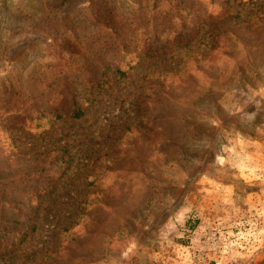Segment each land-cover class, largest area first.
Masks as SVG:
<instances>
[{
    "label": "rangeland",
    "instance_id": "374dc122",
    "mask_svg": "<svg viewBox=\"0 0 264 264\" xmlns=\"http://www.w3.org/2000/svg\"><path fill=\"white\" fill-rule=\"evenodd\" d=\"M0 264H264V0H0Z\"/></svg>",
    "mask_w": 264,
    "mask_h": 264
},
{
    "label": "trees",
    "instance_id": "16d2710c",
    "mask_svg": "<svg viewBox=\"0 0 264 264\" xmlns=\"http://www.w3.org/2000/svg\"><path fill=\"white\" fill-rule=\"evenodd\" d=\"M172 9H174V11H182V10H179V2H176V3H174V5H172V6H170ZM156 8V7H155ZM157 9H159V8H157ZM170 12H171V10H169ZM101 16V15H100ZM99 18L100 17H96V19L97 20H99ZM197 34V33H196ZM195 34V35H196ZM147 35H148V33H147ZM151 52H154V50H152V49H149L146 53H145V55H147V56H149V55H151ZM117 76H118V78L120 79V78H122V77H124L125 76V71H121V70H116V73H115ZM104 84H106V81H102V82H100V81H98L97 82V86L99 87H102ZM83 114V112H81V111H76V113H74V115H75V117L77 118V117H80L81 115Z\"/></svg>",
    "mask_w": 264,
    "mask_h": 264
}]
</instances>
